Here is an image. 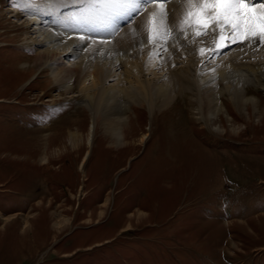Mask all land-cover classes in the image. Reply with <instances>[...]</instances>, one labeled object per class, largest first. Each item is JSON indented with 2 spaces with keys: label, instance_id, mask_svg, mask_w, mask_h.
I'll list each match as a JSON object with an SVG mask.
<instances>
[{
  "label": "rangeland",
  "instance_id": "obj_1",
  "mask_svg": "<svg viewBox=\"0 0 264 264\" xmlns=\"http://www.w3.org/2000/svg\"><path fill=\"white\" fill-rule=\"evenodd\" d=\"M9 1L0 0V264H264V87L246 83L256 99L243 105L222 92L208 119L193 92L151 106L121 93L114 136L106 110L83 102L78 76L61 83L54 65L37 66L43 46ZM260 45H233L217 61L240 52L256 64ZM186 53L169 69L189 63ZM153 71L140 75H162ZM36 109L45 110L28 120Z\"/></svg>",
  "mask_w": 264,
  "mask_h": 264
},
{
  "label": "bare ground",
  "instance_id": "obj_2",
  "mask_svg": "<svg viewBox=\"0 0 264 264\" xmlns=\"http://www.w3.org/2000/svg\"><path fill=\"white\" fill-rule=\"evenodd\" d=\"M18 2L25 15L26 22L23 26L31 28L34 33L31 41L35 45L43 46L34 55L37 66L54 65L55 68H51L54 79L61 83H66L65 80H69L72 74L78 76V90L82 93L83 102L94 114L99 107L106 110V129L114 136L118 134L116 132L122 121V117L115 110L123 109L128 100L133 98L143 97L149 100V105L158 98L159 104L165 105L175 96L176 89L193 92L200 103L199 112L208 119L217 114L219 95L222 92L227 93L238 105H243L247 99L253 102L256 99L246 95V83L256 82L264 87L263 60L256 64L240 62V52H234L217 61L232 45L241 43L245 45L242 54H250L248 46L254 43L255 47H260L261 43L239 39L235 42L230 39L221 40L211 31L207 34V45L192 40L189 37L192 33L181 36L182 33L179 32L167 39L164 36L167 33L161 30L159 35L149 39L145 25L154 5L146 6L144 11L132 17L118 19L113 27H102L101 17L95 18L94 23L82 21L79 11L82 5L79 0H60L61 6L57 10L49 8L48 0H33L31 5L28 0ZM255 6L257 9L264 8L260 4ZM167 8L171 15L170 23H178V5L170 4ZM198 30L189 28L187 33ZM184 40H187L185 45H190L189 48L181 46V41ZM117 43L122 44L124 54L123 51L120 52L122 48ZM201 49L205 50L203 54ZM101 50L103 51L99 55ZM113 52L115 56L109 57ZM185 52L189 55V63L185 60V65L170 70L169 66ZM159 53L162 57H159ZM141 54L151 58V61L148 63L137 60ZM135 60L138 65L134 67ZM206 64L210 66L205 67ZM118 68L123 69L124 76L117 72ZM155 68L162 72L160 77L153 78L152 81L147 76L144 77V74L141 77L142 71H153ZM121 93H127L128 100L123 98L122 101ZM55 221L57 226L66 222L60 216Z\"/></svg>",
  "mask_w": 264,
  "mask_h": 264
},
{
  "label": "snow or ice",
  "instance_id": "obj_3",
  "mask_svg": "<svg viewBox=\"0 0 264 264\" xmlns=\"http://www.w3.org/2000/svg\"><path fill=\"white\" fill-rule=\"evenodd\" d=\"M32 3L33 0H28L29 5ZM79 3L82 21L94 23L95 18L101 17L102 27H113L118 19L132 17L144 11L146 6L154 5L145 25L149 39L159 35L161 30L168 36L179 32L187 36V29L198 28L197 36L211 31L221 40L235 42L239 39L264 44V8L254 7L256 3L264 4V0H79ZM170 4L179 7L178 23H170L167 8ZM48 5L52 10L61 6L60 0H48ZM200 51L201 54L205 52L204 49Z\"/></svg>",
  "mask_w": 264,
  "mask_h": 264
}]
</instances>
